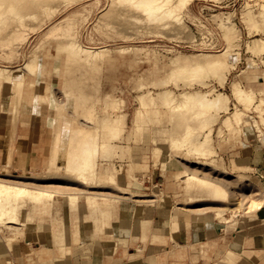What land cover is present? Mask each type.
Listing matches in <instances>:
<instances>
[{"label":"rangeland","instance_id":"374dc122","mask_svg":"<svg viewBox=\"0 0 264 264\" xmlns=\"http://www.w3.org/2000/svg\"><path fill=\"white\" fill-rule=\"evenodd\" d=\"M17 1L16 15H2L10 17L0 23V68H19L21 85H0V135L13 138L17 119H34L40 158L23 170L0 167V180L44 196L19 201L16 224L0 222V264L231 263L218 244L264 224V188L251 169L258 162L254 151L264 157V125L254 109L264 108V53L248 50L252 39L264 41V0H194L177 8V19L147 17L138 0ZM246 5L256 27L243 15ZM223 26H234L235 34L225 38ZM72 42L101 51L86 63L70 52ZM204 54L223 63L217 71L227 75L225 84L208 81L229 96L230 109L207 123L214 153L200 155L194 148L208 129L192 118L172 128L169 117L177 109L158 92L182 91L187 75L180 64ZM233 81L254 93L252 105L233 99ZM238 112L243 116L235 120ZM117 115L120 131L102 125ZM86 133L102 149L88 180L67 167L82 157L73 138ZM170 219L172 231L194 225L224 235L190 246L164 238Z\"/></svg>","mask_w":264,"mask_h":264},{"label":"bare ground","instance_id":"6f19581e","mask_svg":"<svg viewBox=\"0 0 264 264\" xmlns=\"http://www.w3.org/2000/svg\"><path fill=\"white\" fill-rule=\"evenodd\" d=\"M14 1L15 0L0 1V23L3 22L2 24H4L5 20L8 17H10V16L2 17V15L13 13L12 15L14 16V14L15 15L17 14V11L20 8L21 4L19 5L18 1L17 3L14 4L13 3ZM193 1L194 0H138L135 2H137L138 5H140V8L143 9L142 11H144L147 14V17H150L153 19H161L162 16H170V17H174L175 19H177V16L179 15L175 12L177 8L179 10H181L183 7L186 8V6L192 3ZM137 3H135L136 6H137ZM160 14H161V17H158ZM243 15L245 16V19L248 22L253 23L254 27L257 26L258 21L254 20V17H252L251 15V6L246 5V7L244 8ZM260 19L261 21L259 23L261 22L264 23V5L261 6ZM223 30H224L223 32H224L225 38H228L230 35H234L236 31L234 26H230V27L223 26ZM228 41H229V44H231L232 46L237 42V39L232 37ZM67 47L68 46H66V48ZM233 48H235V46ZM233 48L231 49L228 48L223 53L229 54L230 51L233 50ZM68 49H70V52L73 55L78 56L80 59L85 60V62L91 60L96 55H99L101 51V49H92V48L84 47L81 45H76L74 43L71 44V46L68 47ZM248 50L251 53H260V52L264 53V41L261 39H252L249 42ZM211 56H212L211 54H204L202 59L200 58L190 59V60L183 61V63L180 64L182 68H184V70L181 72H184L187 75V78L183 81L182 91L175 92L168 87H163L158 92V95L160 98L159 100H162V101L164 100L163 101L164 103L167 102L166 104L172 105V108L177 109L175 112L176 114L172 110L174 114L171 112L172 114L169 117V120L173 122L172 123L171 121H169L170 123H172L171 124L172 128L173 127L175 128L179 125V124L177 125V122L178 123L180 122L179 126L182 127V126H185L189 120H190L189 123L190 122L193 123L191 120L194 119V121H198L197 124H200V125L203 124L202 126L205 130L208 129L203 136V140L201 141L197 140L198 143L196 144L194 148V150L198 152V154L200 155L214 153V151L211 149L212 129H213L211 127L212 123H214L216 120L220 118L221 112H227L229 111L228 109H230L228 106L230 102L229 96L218 91L214 86L211 85V82L208 81V79L209 80L212 79L216 81L219 86H223L227 80V75L225 73H219L217 71L219 67H222L223 65L222 61L211 60L209 59ZM175 63H178V61H176ZM28 65L26 64L25 66H28ZM18 69L19 68L8 70L6 68H0V85L2 82H4V84L6 83V84L13 85V86L21 85L20 83L21 80L16 78V73ZM196 74H199L201 78L197 80H193L192 77ZM164 84H168V83H163L162 85ZM194 85H197L198 88L195 89ZM141 87L142 86L140 85V88ZM12 95H14V92L12 93ZM231 95L236 102L242 104L245 107L252 105L254 102V97H255L252 91L243 89L239 81L232 82ZM142 98H143V94L138 96V99L140 102L142 101ZM168 105H165V106H168ZM17 108L18 106L16 107V109ZM13 109L17 111L15 107H13ZM254 109L258 111L262 124L264 125V108H262L259 104H257L255 105ZM242 114H243L242 112L236 113L235 120L241 119L243 116ZM185 115H187V117H184ZM188 115H190L191 117H188ZM200 118L204 122H201L202 120ZM229 118L230 117L227 116L225 117L224 120H222V122H224L226 126L229 121ZM59 123L60 122H58V124ZM101 123L102 125H104V127H107L109 130H117L119 126L118 124L119 115L115 116V118H112L111 120L103 119ZM207 123L208 124L210 123L209 125L211 126L208 125L207 127ZM194 125H196V123ZM254 126L257 127L256 124H254ZM199 127L196 126L197 130L199 132H202L200 131L201 130L200 128L202 127L200 128ZM263 129H264V126H263ZM73 134H76V133L73 132ZM77 138L74 137L73 139L77 140L78 142L77 145L80 149V153H82V157L78 160L70 161L67 167H70L71 169L73 168V171L78 175V177L84 180L92 179L96 171L95 163H94L95 154L98 151H101L102 149L99 150V145L94 144L93 142H90L93 139H91L88 133H86V135L82 139L80 137H77ZM103 150H104L103 151L104 153L106 150L105 148H103ZM209 192L211 196L213 197H221L220 191L217 188H214V189L210 188ZM43 196H44L43 193L33 192L31 189H26V188H23L21 186L14 185V184H7L4 181L0 180V222H3L5 224H16L18 220L17 209H16L18 202L20 201L23 204L24 202L33 200L37 203V202H40Z\"/></svg>","mask_w":264,"mask_h":264},{"label":"crops","instance_id":"0c3cea01","mask_svg":"<svg viewBox=\"0 0 264 264\" xmlns=\"http://www.w3.org/2000/svg\"><path fill=\"white\" fill-rule=\"evenodd\" d=\"M35 112V108L32 109ZM34 115V114H33ZM17 119L14 126L13 138L6 135H0V167H7L10 170H23L26 168H31L33 165L37 164L36 161L39 160L40 155L34 154L36 147L40 142L39 135L33 130L36 127V122L34 119ZM29 127V128H28ZM26 138V139H25ZM28 143L33 144L28 147ZM49 152V151H48ZM254 155V159L258 158V162H253L251 169H253L254 176L258 178L262 188H264V157H258L259 153ZM49 156V155H48ZM47 156V160H48ZM10 163V164H8ZM261 221H264V216L261 217ZM169 221V231L164 234V238L177 237V239H184L185 244H190V246L206 243L207 241H214L217 238L222 239L224 234H218L216 230L213 232L199 229L194 225L190 229H180L172 231V225L175 227L172 220ZM219 237H216V236ZM112 235H110L111 237ZM77 238H81L80 232L77 234ZM112 238V237H111ZM163 238V239H164ZM220 243V242H219ZM110 246V257L115 254V246ZM220 249L222 256L228 259V264H241L242 260L248 262V264H263L264 263V224L261 226L253 227L250 230H238L237 232L231 233L226 240L221 241L218 244L217 250ZM119 251L124 254V248ZM250 253L253 258L249 257L247 253ZM120 253V252H119ZM128 254L125 253V259H127ZM124 259V261H125ZM238 259V260H237ZM100 264H111L112 262H106L104 258L99 261Z\"/></svg>","mask_w":264,"mask_h":264},{"label":"water","instance_id":"95a60500","mask_svg":"<svg viewBox=\"0 0 264 264\" xmlns=\"http://www.w3.org/2000/svg\"><path fill=\"white\" fill-rule=\"evenodd\" d=\"M135 102V101H134Z\"/></svg>","mask_w":264,"mask_h":264}]
</instances>
